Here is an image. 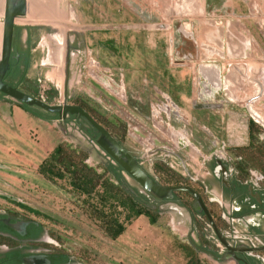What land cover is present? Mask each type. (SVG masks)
<instances>
[{
    "label": "rangeland",
    "instance_id": "rangeland-1",
    "mask_svg": "<svg viewBox=\"0 0 264 264\" xmlns=\"http://www.w3.org/2000/svg\"><path fill=\"white\" fill-rule=\"evenodd\" d=\"M224 1L215 0V4L222 5ZM249 1L255 4V0ZM52 3L56 8L48 15L51 20L46 26L48 30L39 32L42 40L35 51L44 54V58L35 57L32 62L43 80L40 87L56 88L62 102L75 104L82 98L106 129L140 158L142 167L165 185H188L200 190L219 222L225 225L220 205L208 201L202 182L205 170L194 164L196 160L190 150H196V142L205 143L213 151V159L232 163L241 181H249L252 173L264 176V101L257 104L258 108L255 102L248 103L249 99L245 103L229 104L228 96L219 90L212 95H196L195 100H208V108L194 103L180 107L163 93L160 82L166 80L169 84L178 76L177 80L182 78L183 87L189 92L193 86L191 77L182 75L179 72L182 67L172 66L171 59L183 53L192 54L187 61L195 59L199 49L218 52L223 46L225 50L227 35L223 37V45L219 33L216 41L213 36L206 42L200 41L204 48L199 44L200 32L206 27L205 19L210 23H225L235 15L233 10H215L209 7V1L200 19L189 9L180 8L174 0H53ZM243 12H249L252 17L264 15L263 8L243 9ZM250 28L256 35L264 33V25ZM15 31L16 25L14 38ZM262 45L264 49V39ZM16 73L17 68L12 66L9 75ZM261 92L264 96L262 88ZM249 107L263 122L252 118ZM197 108L207 115L196 116ZM230 126L240 131L241 140L246 142L247 137L246 146L230 145ZM79 137L72 139L69 145L73 148L63 154V163L70 171L50 161L44 164L48 167L44 171L30 167L22 176L16 173L14 180H11L13 176L8 177L10 185H0V209L17 208L42 221L55 241L46 245L70 254L80 264H236L233 260L221 262L196 255L154 208L150 216L156 219L155 224L147 217L144 223L130 226L134 222L129 220L134 212L129 208L131 204L140 209L146 206L131 188L139 192L142 187L122 169L118 180L106 167L117 166L115 161L87 137ZM170 156L176 157L180 164L171 165ZM53 165L59 169L56 179L49 170ZM189 169L198 172L193 174L197 179L188 175ZM88 170L101 175L105 183L91 193L77 190L71 184L72 177ZM260 185L264 186V179ZM177 192L181 202L191 209L192 194ZM123 201L127 206H123ZM117 221L125 224L121 233ZM198 226L200 230L207 227L203 233L213 234L205 215ZM206 244L216 252L223 248L221 243V246L214 242Z\"/></svg>",
    "mask_w": 264,
    "mask_h": 264
},
{
    "label": "crops",
    "instance_id": "crops-1",
    "mask_svg": "<svg viewBox=\"0 0 264 264\" xmlns=\"http://www.w3.org/2000/svg\"><path fill=\"white\" fill-rule=\"evenodd\" d=\"M174 1L175 3L179 2L178 6L180 8H186L196 15L198 14L200 19L204 16L209 1L211 2L209 7L215 8V10L232 9L235 15L233 18H228L225 23L223 21L220 23H210L208 20H204L203 26L206 27H203V30L200 32L201 38L199 44L204 47L200 41L205 40L206 42L209 38L211 39V36L215 37L216 41L218 39L216 38V33H219L221 34L219 39L222 45L223 37L225 35L228 37L226 39L228 43L225 46V50L223 46V50L221 49L218 52L199 49L196 54L195 52L193 53L195 54V59L192 58L189 61L182 60L183 56L189 54L178 52L181 55L171 59V65L176 68L182 67V70H179V72L182 75L188 74L193 81V86L189 88L188 92L183 87L182 78L181 80H177L178 76H176L175 80L177 81L171 80L169 84L166 80L163 82L164 84L160 82V88L164 89L163 93L167 94L172 102L181 107L187 103L192 104L196 95L203 96L209 93V91L211 92L212 89H216L217 92L220 90L222 94L228 96L229 104L235 102L245 103L249 99L248 103L255 102V108H258L257 104L264 101V96L261 92V88L264 90V49L262 45L264 33L262 31L256 35L255 32H252L250 26L264 25V15L252 17L249 12H243V9L250 10L254 7L264 9V0H255V4H252V1L249 0H223L222 5L215 4V0ZM52 2L53 0H27V13L24 17L17 18L18 20L21 19V22H18V20L16 22L12 53L20 72H25L27 79L36 84H40V81L42 82L43 80L38 70L34 68L36 65L32 66V62L35 57L39 58V60L44 58V54H40V52L35 53V51L39 48L42 40L39 32L42 29L48 30L46 26L51 21L48 15L56 8ZM180 2L182 3L180 4ZM5 9L6 0H1L0 29L2 30L4 29ZM220 25H222V28H219ZM258 29L261 31V28ZM2 44L3 39L0 41V56ZM224 44L226 45V43ZM27 52L30 53V63L29 67L25 68L22 60L23 54ZM176 60L180 62H175ZM67 66L68 61L66 59V68ZM203 77L208 78L213 84ZM14 79L12 77L7 82L16 84V79ZM202 83H205V85H202ZM26 90L24 92L35 95L32 89ZM47 95L42 88L37 93L38 98L46 102ZM253 98H257V100L253 102ZM141 99L144 98L142 97ZM196 99L198 103H203L205 98L203 100ZM59 102L61 103L62 101H59L58 96L54 95L53 102L50 104ZM29 107L30 109L23 107L17 100L0 92V185H5V187L6 185H10L7 183L8 177L13 176L11 180H14L16 179V175H18L16 173L22 176L30 167L39 168L44 171V168H48L44 164L50 161L70 171L69 166L64 165L62 160L65 150L73 148L69 144L73 142L72 139H75V136L72 135L68 127L69 123L66 124L65 128L63 127L64 122L60 121L58 114L37 106ZM194 114L201 116L205 112L203 109L197 108L194 109ZM229 129L232 130L234 128L230 126ZM229 136V140L232 143L230 145L246 146L248 139L244 135L246 142L243 139L241 140L239 130H232ZM194 144L196 150L192 148L190 152L194 154L193 159L196 160L194 164L201 171L205 170L202 175L204 177L202 182L208 194V201L217 202L222 209L221 218L225 221V225L221 224L220 230L234 242L245 241L248 245H254L255 247L264 246V186L260 185L264 176L252 173V178L249 181H241L237 179L236 171L233 169L231 162L222 161L224 163L223 168L217 159L212 158L213 151L205 143L200 144L196 142ZM168 161L171 165L180 164L176 157L173 156H170ZM182 165L187 169L184 161ZM190 166L195 168L193 164H190ZM106 167L108 168V166ZM225 167L227 168L226 171ZM10 168L14 170L11 173L7 170ZM18 170L19 172H17ZM49 170H51L54 179H56L55 177L58 178L56 172L59 169H56L53 165ZM194 173L198 175L197 171L189 169L188 175L195 180L198 177L194 176ZM200 194L203 197V193L201 192ZM203 199L206 203L207 201L204 197ZM169 203L168 206L155 212L165 217L167 225L171 230L177 234L181 242L191 246L196 255L199 254L200 257L206 255L208 259L218 261L215 255L219 254L222 248H219L218 252H216L210 246L208 247L207 242L204 240L207 238L210 243L214 242L217 246L221 245L213 234L208 232L203 233V231L207 230V227H203V230H200L198 224L201 222L202 215L192 208L189 211L179 199H175ZM206 205L208 207V202ZM13 209L18 210L17 208ZM29 210L33 211L34 209ZM35 211L40 214V211ZM147 217L146 214H139L137 210H134L129 215V220L134 221L130 226L138 222L144 223L147 221ZM148 221L150 222V220ZM122 226L124 229L125 224H122ZM260 255L264 256V250L256 253L257 261L260 264H264V260Z\"/></svg>",
    "mask_w": 264,
    "mask_h": 264
},
{
    "label": "water",
    "instance_id": "water-1",
    "mask_svg": "<svg viewBox=\"0 0 264 264\" xmlns=\"http://www.w3.org/2000/svg\"><path fill=\"white\" fill-rule=\"evenodd\" d=\"M1 1V0H0ZM27 13V0H6V20L5 28L2 34V29H0V41L3 39V60L0 62V92L23 103L28 106H37L46 111L58 114L61 122H64L63 127L66 128V120L70 115L83 118L87 121L91 127L94 129L93 138L98 147H100L109 157H111L115 163L128 175H130L135 181H137L142 190L139 192L131 188V191L136 194L140 200L148 207L158 210L162 203H167L168 201H174L177 191H188L190 192L194 200L192 202V208L199 214H203L207 217L212 230L213 235L219 240V242L225 247L226 251L220 255H215L218 261L224 262L228 260H233L235 263L248 264L244 262V259L238 256V253H253L257 251L264 250L262 247H253L247 245H234L228 236L220 230L217 226L214 218L212 217L202 195L196 191L193 187L188 185H165L161 183L157 178L150 174L144 167H142L140 158L135 156L127 147L121 144L102 124L98 123L82 106L68 103L67 101L59 102L56 104H50L45 100L38 98L36 96L30 95L18 87H15L8 83L5 79L8 71L11 67V57L13 52L14 43V30L15 21L18 17H24ZM161 27L166 26L165 24H160ZM188 54V53H186ZM192 54L185 55V59L191 58ZM67 80H68V66L66 68ZM207 81L208 78L203 77ZM66 80V82H67ZM211 84L213 82L210 81ZM205 85V83H202ZM216 89L207 93V95H212ZM257 98H253V102ZM198 107L208 108L210 104L208 100H204L203 103H198L197 100L193 102ZM249 112L252 118L258 122H263L260 115L253 111L249 107ZM176 157L180 158L178 154L173 153ZM181 159V158H180ZM218 163L224 168L222 160H218ZM227 168L225 167V171ZM144 193L145 196H140ZM148 198V200L146 199ZM149 198L153 200L151 204H148ZM147 200V201H146ZM191 211L190 208H187Z\"/></svg>",
    "mask_w": 264,
    "mask_h": 264
},
{
    "label": "flooded vegetation",
    "instance_id": "flooded-vegetation-1",
    "mask_svg": "<svg viewBox=\"0 0 264 264\" xmlns=\"http://www.w3.org/2000/svg\"><path fill=\"white\" fill-rule=\"evenodd\" d=\"M13 57L14 54L12 53ZM9 72L10 70L5 77L6 81L14 77L10 76ZM68 123L72 135L75 137L81 135L82 138L87 137L94 143V146L98 147L93 138L94 129L87 124V121L70 115L66 120V124ZM146 199L148 200V198ZM147 202L151 204L154 201L149 198ZM169 202L172 201L162 203L159 209L168 206ZM49 232L50 230L41 221L22 213L20 210L0 209V264H80L70 254L46 245L55 242ZM230 241L234 245L241 244L255 247L254 245H248L245 241ZM225 251L226 249L223 247L217 255ZM257 252L238 253V256L248 264H260L256 258ZM240 264L244 263L241 262Z\"/></svg>",
    "mask_w": 264,
    "mask_h": 264
},
{
    "label": "trees",
    "instance_id": "trees-1",
    "mask_svg": "<svg viewBox=\"0 0 264 264\" xmlns=\"http://www.w3.org/2000/svg\"><path fill=\"white\" fill-rule=\"evenodd\" d=\"M23 55H24L23 56V60H22L23 61V65L25 66V68H27V67H29V63H30V53L27 52V53H24ZM12 66H16V68H17V73L14 76V78H17L18 77V79L16 80V84H11V83L10 84L13 85V86H15V87H18L22 91H27L26 89H28V90L32 89L34 91V93H35V95H33V96L38 97L37 96V93L41 90L40 84L39 83L36 84L35 82L27 79V77L25 75V72H20V70L17 67V62H16L15 57H13L11 59V68H12ZM44 91H45L46 95L48 94L47 95L48 98H46V99H47V102H49V103L53 102V96L54 95H57L58 96V90H56V88H53V89H44ZM80 99H81V101H78L75 104L82 106L98 123L102 124L101 121H99L98 118L95 115H93V113L89 109L90 108L89 105L84 100H82V98H80ZM21 105L23 107L27 108V109H30L29 106H27V105H25L23 103H21ZM108 169L114 174V176L118 180H121V175H120V169L121 168L118 165L115 166L113 164H109L108 165ZM75 177H77V178H75ZM72 178H73V179H71L72 186L74 188H76L77 190L83 191L85 193H91L98 186H104V184H105L104 181H103V179H102V176L99 175V174H97L94 170H88L87 172L84 171L83 175H81V176H74ZM120 182H122V181H120ZM177 186H180V184H177ZM195 190L198 191L199 193H201L199 190H197V189H195ZM175 199L176 200L177 199L180 200L179 192L176 193ZM122 203H123V206L124 207L127 206V204H128L126 201H123ZM206 204H207V202H206ZM136 207L137 206L132 203L129 208L132 209V210H137V213H139V214H142V213L143 214H146L149 217V220H150V222L152 224H155L157 222L155 218H153V217L150 216V212H153L154 211L153 208L146 207L145 206L142 209H139V208L137 209ZM208 209H209L212 217L214 218L217 226L219 228H221V223L219 222V219L215 215V213L213 211L214 209L212 207H210L209 205H208ZM110 226H112V224H110ZM116 227L119 229L118 231L120 233L123 231V226L119 222L117 223V226ZM204 241L207 242V243L210 242L207 238H205Z\"/></svg>",
    "mask_w": 264,
    "mask_h": 264
},
{
    "label": "bare ground",
    "instance_id": "bare-ground-1",
    "mask_svg": "<svg viewBox=\"0 0 264 264\" xmlns=\"http://www.w3.org/2000/svg\"><path fill=\"white\" fill-rule=\"evenodd\" d=\"M5 20H6V9H5V14H4V28H5ZM3 32H4V30H3ZM1 60H3V47H2V53H1V56H0V62H1Z\"/></svg>",
    "mask_w": 264,
    "mask_h": 264
},
{
    "label": "built area",
    "instance_id": "built-area-1",
    "mask_svg": "<svg viewBox=\"0 0 264 264\" xmlns=\"http://www.w3.org/2000/svg\"><path fill=\"white\" fill-rule=\"evenodd\" d=\"M185 56H183V59L182 60H187V59H185L184 58ZM175 62H180L179 60H176ZM182 62H184V61H182ZM41 82V81H40ZM223 249V248H222ZM260 257L264 260V256H262V255H260Z\"/></svg>",
    "mask_w": 264,
    "mask_h": 264
}]
</instances>
